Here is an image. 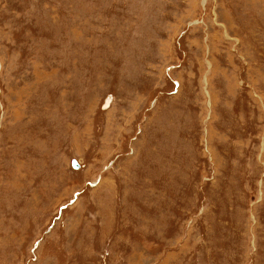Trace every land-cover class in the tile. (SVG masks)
I'll return each mask as SVG.
<instances>
[{
	"label": "rangeland",
	"instance_id": "374dc122",
	"mask_svg": "<svg viewBox=\"0 0 264 264\" xmlns=\"http://www.w3.org/2000/svg\"><path fill=\"white\" fill-rule=\"evenodd\" d=\"M0 264H264V0H0Z\"/></svg>",
	"mask_w": 264,
	"mask_h": 264
},
{
	"label": "water",
	"instance_id": "95a60500",
	"mask_svg": "<svg viewBox=\"0 0 264 264\" xmlns=\"http://www.w3.org/2000/svg\"><path fill=\"white\" fill-rule=\"evenodd\" d=\"M74 166H76V163H73Z\"/></svg>",
	"mask_w": 264,
	"mask_h": 264
}]
</instances>
